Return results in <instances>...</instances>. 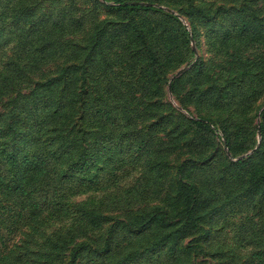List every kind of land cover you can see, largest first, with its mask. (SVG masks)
<instances>
[{
  "label": "rangeland",
  "instance_id": "1",
  "mask_svg": "<svg viewBox=\"0 0 264 264\" xmlns=\"http://www.w3.org/2000/svg\"><path fill=\"white\" fill-rule=\"evenodd\" d=\"M0 264H264V0H0Z\"/></svg>",
  "mask_w": 264,
  "mask_h": 264
},
{
  "label": "trees",
  "instance_id": "2",
  "mask_svg": "<svg viewBox=\"0 0 264 264\" xmlns=\"http://www.w3.org/2000/svg\"><path fill=\"white\" fill-rule=\"evenodd\" d=\"M127 6H128V5H127L126 3H122V7H127ZM260 129H261V132H263V127H262V125H260ZM256 154H257V153H256ZM256 154H255V155H256ZM255 155H254V156H255ZM16 156H17V154H15V153H11V154L9 155V160H10V162H11V165H14V166H20L21 164L25 165V164L28 163V162H22L21 164L17 163V161L15 160ZM254 156H252V157H248V159H251V158H253ZM245 161H247V160L240 159V160H238L237 162H238V163H244ZM86 168H88V167H85V166H77V164L74 166V170H75V171L84 170V169H86ZM14 187H15V188H20V190H22V191L25 190V187H24V185H22L21 182H17V181H16V183L14 184ZM14 187H13V188H14ZM189 188H190L192 191L194 190V187L191 186V185L189 186ZM32 207H33V209L36 211V209H39V208H40V203L33 202V203H32Z\"/></svg>",
  "mask_w": 264,
  "mask_h": 264
},
{
  "label": "water",
  "instance_id": "3",
  "mask_svg": "<svg viewBox=\"0 0 264 264\" xmlns=\"http://www.w3.org/2000/svg\"><path fill=\"white\" fill-rule=\"evenodd\" d=\"M182 73V70L181 71H179L178 73H177V75L176 76H178V75H180ZM260 122V121H259ZM261 132V129H260V127H259V133Z\"/></svg>",
  "mask_w": 264,
  "mask_h": 264
}]
</instances>
